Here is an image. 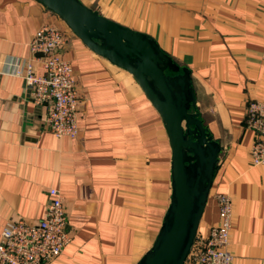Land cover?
<instances>
[{
  "label": "crops",
  "instance_id": "obj_1",
  "mask_svg": "<svg viewBox=\"0 0 264 264\" xmlns=\"http://www.w3.org/2000/svg\"><path fill=\"white\" fill-rule=\"evenodd\" d=\"M79 1L188 68L195 112L220 147L197 233L217 222L215 196L227 194L231 264H264V166L251 164L256 136L243 120L250 101L264 102V0ZM42 26L65 39L61 55L80 101L75 139L45 129L47 106L35 105L15 75ZM170 165L162 121L129 74L35 0H0V233L11 220H40L53 188L71 242L50 264H136L170 204Z\"/></svg>",
  "mask_w": 264,
  "mask_h": 264
},
{
  "label": "water",
  "instance_id": "obj_2",
  "mask_svg": "<svg viewBox=\"0 0 264 264\" xmlns=\"http://www.w3.org/2000/svg\"><path fill=\"white\" fill-rule=\"evenodd\" d=\"M35 1L60 18L89 51L129 74L160 117L171 151L170 204L155 241L136 264H184L220 153L195 112L190 71L176 65L150 37L103 18L79 0Z\"/></svg>",
  "mask_w": 264,
  "mask_h": 264
},
{
  "label": "built area",
  "instance_id": "obj_3",
  "mask_svg": "<svg viewBox=\"0 0 264 264\" xmlns=\"http://www.w3.org/2000/svg\"><path fill=\"white\" fill-rule=\"evenodd\" d=\"M65 39L53 26H42L29 43L31 58L15 75L24 82L35 105L47 106L44 127L56 138L75 139L79 130V96L71 64L61 55ZM37 62L43 74L34 71ZM244 124L256 136L249 150L252 166H264V102L250 101ZM218 219L206 233H197L184 264H231L228 251L232 227V201L227 194L215 196ZM68 213L56 189L48 191L44 216L35 222L8 221L0 233V264H50L71 242Z\"/></svg>",
  "mask_w": 264,
  "mask_h": 264
},
{
  "label": "trees",
  "instance_id": "obj_4",
  "mask_svg": "<svg viewBox=\"0 0 264 264\" xmlns=\"http://www.w3.org/2000/svg\"><path fill=\"white\" fill-rule=\"evenodd\" d=\"M165 74H166V75H169V74H168V71H165Z\"/></svg>",
  "mask_w": 264,
  "mask_h": 264
},
{
  "label": "rangeland",
  "instance_id": "obj_5",
  "mask_svg": "<svg viewBox=\"0 0 264 264\" xmlns=\"http://www.w3.org/2000/svg\"><path fill=\"white\" fill-rule=\"evenodd\" d=\"M168 74H169V75H171V73H170V72H168Z\"/></svg>",
  "mask_w": 264,
  "mask_h": 264
}]
</instances>
